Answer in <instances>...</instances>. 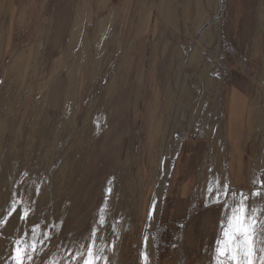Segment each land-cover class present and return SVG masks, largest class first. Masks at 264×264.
Wrapping results in <instances>:
<instances>
[{
    "label": "rangeland",
    "instance_id": "374dc122",
    "mask_svg": "<svg viewBox=\"0 0 264 264\" xmlns=\"http://www.w3.org/2000/svg\"><path fill=\"white\" fill-rule=\"evenodd\" d=\"M239 2L0 0V219L17 204L0 264L34 225L51 239L33 264H65L93 228L110 264H140L146 229L148 264H214L161 211L175 140L204 126L232 72L264 89L250 42L264 30L241 27Z\"/></svg>",
    "mask_w": 264,
    "mask_h": 264
},
{
    "label": "crops",
    "instance_id": "0c3cea01",
    "mask_svg": "<svg viewBox=\"0 0 264 264\" xmlns=\"http://www.w3.org/2000/svg\"><path fill=\"white\" fill-rule=\"evenodd\" d=\"M239 1L245 21L241 27L264 30V0ZM250 42L264 45V36ZM260 52L255 53L258 60L264 56ZM230 77L213 115L175 140L168 162L161 218L174 222L175 236L187 244L191 257L215 250L240 194L264 193V89L242 68ZM192 134L196 136L190 138ZM224 186L225 191L215 192ZM248 203L264 206V196L251 197Z\"/></svg>",
    "mask_w": 264,
    "mask_h": 264
},
{
    "label": "snow or ice",
    "instance_id": "6c2138e0",
    "mask_svg": "<svg viewBox=\"0 0 264 264\" xmlns=\"http://www.w3.org/2000/svg\"><path fill=\"white\" fill-rule=\"evenodd\" d=\"M264 187V179L260 181ZM217 188L215 192L219 194L226 190ZM38 191V190H37ZM210 191H213L210 189ZM236 193H233L235 196ZM241 199L231 207L230 215L227 217L226 226L222 229V235L216 242L214 250V264H264V206L256 207L248 203L251 197H262L259 189L250 195L240 194ZM219 198V197H217ZM17 209L14 201L10 205L7 216L0 219V228L7 223V217L11 216ZM31 213V209H24L21 218L26 219ZM100 227L105 223L102 215L99 219ZM38 225L32 227L31 239L25 240L23 237L14 239L11 248V264H33L35 256L42 251L45 240L51 239L50 231L39 232ZM99 228H93L86 243H73L66 247V257H61L65 264H110V260L104 255L106 246L97 243ZM147 237L145 241H147ZM141 257L147 264L146 252H141ZM49 264H60L59 261L52 260Z\"/></svg>",
    "mask_w": 264,
    "mask_h": 264
},
{
    "label": "bare ground",
    "instance_id": "6f19581e",
    "mask_svg": "<svg viewBox=\"0 0 264 264\" xmlns=\"http://www.w3.org/2000/svg\"><path fill=\"white\" fill-rule=\"evenodd\" d=\"M219 1V0H216V2ZM216 4V3H215ZM218 5V3H217ZM178 6V5H176ZM216 9V8H215ZM176 10V9H175ZM179 19V18H178ZM210 36V35H209ZM212 36V35H211ZM199 59V58H198ZM200 63V62H199ZM121 67H122V63H120ZM120 67V68H121ZM202 80V79H201ZM209 82V81H208ZM192 92V91H191ZM262 117H263V121H262V128L263 129V138H264V113L262 112ZM189 116V115H188ZM261 127V126H260ZM262 131V130H261ZM261 134V133H260ZM262 138V139H263ZM264 148V147H263ZM261 151V150H260ZM259 151V152H260ZM264 152V151H263ZM160 174V173H159ZM159 185V184H158ZM156 187V186H155ZM158 187V186H157ZM157 189H155L154 193H153V196L151 198V201H150V206H149V209H148V215H147V221H150L152 220V216L154 215V211H155V205H156V198H157ZM145 235H144V239H143V242H142V251L143 252H146L147 254V257L149 256V240L147 239V241H145V238L147 237L148 238V232H147V229H146V232H144ZM140 264H145V262L143 261L142 257H141V261H140ZM147 264H148V260H147Z\"/></svg>",
    "mask_w": 264,
    "mask_h": 264
},
{
    "label": "built area",
    "instance_id": "2783aa9c",
    "mask_svg": "<svg viewBox=\"0 0 264 264\" xmlns=\"http://www.w3.org/2000/svg\"><path fill=\"white\" fill-rule=\"evenodd\" d=\"M195 136H196L195 134H192V135H191V137H193V138H194Z\"/></svg>",
    "mask_w": 264,
    "mask_h": 264
}]
</instances>
